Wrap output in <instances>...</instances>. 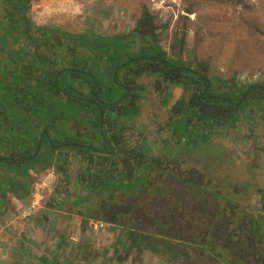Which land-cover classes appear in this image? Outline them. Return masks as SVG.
I'll list each match as a JSON object with an SVG mask.
<instances>
[{"label":"trees","instance_id":"trees-1","mask_svg":"<svg viewBox=\"0 0 264 264\" xmlns=\"http://www.w3.org/2000/svg\"><path fill=\"white\" fill-rule=\"evenodd\" d=\"M32 1L0 0V170L13 174L0 185V214L5 191L22 200L31 172L53 170L64 188L48 207L81 217L83 228L88 220L109 224L118 231L112 247L119 262L150 254L167 264H264V189H254V207L239 197L248 184L229 183L225 192L194 169L165 168L214 134L251 120L264 128V73L250 84L223 79L207 62L181 58L178 39L166 51L137 29L102 36L39 26ZM142 18L154 32L152 17ZM146 77L160 95L177 90L162 96L169 138L159 155L125 125L139 114ZM49 233L45 241L56 243ZM65 235L51 248L28 241L25 263L63 264L61 253L71 246L79 253L90 242L83 235L75 246Z\"/></svg>","mask_w":264,"mask_h":264},{"label":"rangeland","instance_id":"rangeland-1","mask_svg":"<svg viewBox=\"0 0 264 264\" xmlns=\"http://www.w3.org/2000/svg\"><path fill=\"white\" fill-rule=\"evenodd\" d=\"M56 1L61 5L56 6ZM143 12L157 26L154 32L148 29ZM29 13L39 26L57 25L71 33L90 30L110 36L137 29L144 42L156 37L166 51L174 38L178 39L176 49L181 58L192 63L207 62L210 73L223 79L234 75L243 84H250L259 82L264 73V0H33ZM154 81V77L140 79L146 87L145 99L140 103L138 116L125 125L134 141L142 142L154 155H159L169 138L165 128L169 106L162 96L177 90L167 89L165 95H160L153 89ZM165 168L175 174L194 169L210 188L225 187V192L230 189L229 183L248 184L247 188H240L239 197L249 198V203L259 207L260 194L254 189H264V128L251 120L239 131L229 129L224 134H214L207 144L198 145L187 152L186 158ZM31 175L22 200L14 196L16 193L5 191L0 241L9 246L0 243V264H12V257L16 258L15 264H26L24 248H29L30 240L53 247V241H45L39 234L41 229L49 233L47 223L54 226L58 238L66 233L75 246L83 235L90 237L79 253L72 246L61 253L58 259L63 264H167L165 259L150 254L134 255L127 260L124 257L119 262L113 258L112 247L118 231H110L109 224L91 232L89 224L93 220H88V227L83 228L81 217L48 207L62 198L58 192L64 188L62 175L53 170ZM8 177L13 174L0 170V185ZM75 180L76 173L71 172L70 183ZM49 234L55 239V234Z\"/></svg>","mask_w":264,"mask_h":264},{"label":"built area","instance_id":"built-area-1","mask_svg":"<svg viewBox=\"0 0 264 264\" xmlns=\"http://www.w3.org/2000/svg\"><path fill=\"white\" fill-rule=\"evenodd\" d=\"M55 5L56 6H60L61 3L60 1H56L55 2ZM48 8V6L46 7ZM105 226V223L101 222V221H91L90 224H89V227L91 228L92 231H94L95 233L97 231H99L101 228H103Z\"/></svg>","mask_w":264,"mask_h":264},{"label":"crops","instance_id":"crops-1","mask_svg":"<svg viewBox=\"0 0 264 264\" xmlns=\"http://www.w3.org/2000/svg\"><path fill=\"white\" fill-rule=\"evenodd\" d=\"M53 228H54V226H51V230H52V231H50V232H51L52 234H55L56 232H55V230H53ZM49 230H50V228L48 227V231H49ZM56 231H57V229H56ZM81 231H82V232H86L85 229H82ZM40 232H41V238H42V237H43L42 234H43V233H46L47 230H42V229H41V230H39V234H40ZM0 233H1V232H0ZM60 237H61V236H60ZM60 237L58 238V236H56V234H55V239H56V238L61 239ZM43 238H45V237H43ZM52 238H53V237H52ZM58 241H60V240H58ZM0 243L3 244L2 246H4L5 241H0ZM5 244H6V243H5ZM7 244H8V245H7ZM7 244H6V245L9 246V243H7ZM53 244H56V243L53 241ZM46 246H47V245H46ZM7 249H8V248H7ZM0 255H1V253H0ZM15 259H16V258L12 257V261H13L12 264H15ZM3 264H5V263H3Z\"/></svg>","mask_w":264,"mask_h":264}]
</instances>
